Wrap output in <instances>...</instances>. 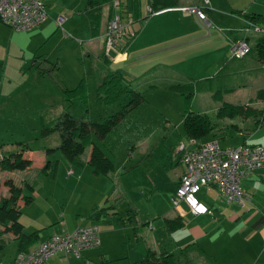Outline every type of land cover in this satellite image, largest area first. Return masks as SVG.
I'll use <instances>...</instances> for the list:
<instances>
[{
  "label": "rangeland",
  "instance_id": "obj_1",
  "mask_svg": "<svg viewBox=\"0 0 264 264\" xmlns=\"http://www.w3.org/2000/svg\"><path fill=\"white\" fill-rule=\"evenodd\" d=\"M183 1L180 0L179 3L184 5ZM213 1L215 3L213 13L222 21L224 27L232 28L235 33L242 36L247 35L250 44L262 34L252 30L246 32L245 27L248 23L242 14L264 16V0ZM84 2L85 0H53L52 4H47V8L52 7L53 11L47 13L48 16L42 23L28 30L18 31L0 24L3 27L0 36V154L4 150L18 152L24 144L35 139L45 146L57 147L61 142L58 132L45 137L40 135L43 115L47 119V117H60L68 112L76 121L85 120L89 123L91 120H99L102 116L115 112L125 102L121 100L105 107L96 96V86L105 70L111 66H103L95 55L88 52L86 43L89 39V27L83 14ZM107 9H103L101 26L105 25ZM233 10L241 12V16ZM184 11L188 12L186 9ZM189 12L195 14L192 11ZM183 17L186 18V14ZM49 20L57 25V33L46 42L43 41L40 46L35 45L27 38V31ZM139 23L138 21L130 23L129 33H132L134 25ZM258 24L262 25V23ZM207 30L217 35V42L214 44L208 41L196 49L192 48L194 50L191 53H199L195 55L197 59L202 56V60L206 59L204 63L209 65L212 61L218 60L216 53L229 55L231 52L228 48L230 44L226 33L214 32L209 25ZM35 50L36 53H33ZM202 53L208 54L205 56L201 55ZM34 54L41 56L38 60L47 67L52 61L57 60L59 65L57 71L69 88L75 87L83 79L86 85L87 104H83L79 96L72 98L70 102L64 101L62 90L55 80L43 78L38 73L39 69L31 66ZM181 55L183 57V54ZM45 59L48 63L44 62ZM243 61L248 68L228 76L226 85L234 89L232 92L224 93L220 101L213 99L210 92H194L187 97V88L180 91L168 88L169 77L173 78L175 83L181 84H186L187 81L193 82L188 76L195 80L204 79L205 77H195L197 71L192 65L185 66L186 72L189 73L182 71L179 67H173L181 74L175 71L170 72L168 68L154 67L153 69L156 68L154 73L158 72L160 76H167V79L162 81L152 79L153 73L146 72V69L150 67V61L142 59L140 63L126 68L131 86L143 95V101L132 110H128L115 129L103 138L108 155L114 163L112 177L121 180L118 186L123 187L125 196L120 198L117 193L114 197L111 195L112 200L106 204H114L123 216H126V210L131 207L134 214V230H129L130 238L124 246L120 237L122 231L121 233L113 231L109 239V248L112 250L108 255L113 252L114 256L120 254L122 257L117 255L114 259L103 261L99 256V249H95L92 250L96 252L95 260L87 262L81 257L83 264H135V260L142 258L147 247L174 251L177 255L176 264H185V260L180 255V248L194 242L196 243L191 244L192 249L189 248L187 252L193 264H210V262L214 263V260H217V264H264V234L259 233L247 239L248 230H240L244 226L243 220H232L225 211L223 212L222 204L227 202L217 192L216 187L209 185L201 187L197 197L202 196L208 202H212L214 212L217 211L215 216L221 219L223 212L224 219L216 222L212 217L193 221L184 217L185 226L172 231L170 236L167 235L164 227L165 214L176 209L167 191L172 185L171 179L175 172L183 167V164L179 163L180 157L176 155V150L181 144L189 146L190 143L183 128V115L188 112L206 113L215 123L214 133L223 129L228 123L229 126L223 129L224 136L218 139L221 146H227L240 142L242 134H238V130L231 125L239 124L240 117H217V109L222 102L250 103L256 108L264 106V102L254 100L257 89L264 87V73L260 70L262 68L264 71V66L252 59L250 55L244 57ZM122 65V63L113 64L112 68ZM190 73L195 75L192 76ZM247 120L248 123H253L252 118ZM259 128H256L257 132L254 135L257 138L264 137V125L261 129ZM89 150L90 147L87 146L81 155V166L71 165L59 150L51 154L49 156L51 160L59 161L56 178L49 174L40 175V169L46 158L42 150L24 151V157L31 159L30 166L25 169L0 170V196L8 195V187L5 183L7 179H12L14 184L22 187L25 195L33 196L30 204L20 201V220L26 233L33 231L35 228L33 226H37L34 218L44 220L46 217L50 218L51 221L48 224L53 222V225L58 227L60 222L57 220L61 219L63 214L67 220L75 222L73 217L75 210L78 208L83 210L89 206L87 201L95 197L104 186L102 180H95V182L92 180L94 176H91V168L86 162ZM69 169H73L74 173H69ZM101 177L95 178L102 179ZM26 183L34 190L31 191ZM118 193H120L119 190ZM106 197L107 195L98 197L96 199L98 204L105 202ZM260 198L264 204V198ZM239 207L241 208L240 205ZM241 209L244 210L237 207L239 215H248L247 202ZM261 212L264 213V210L262 209ZM97 224L100 228L122 227L121 223L113 220L109 224L104 221ZM197 226L206 231L205 236L195 238L194 227ZM1 238L5 246L0 251V264H7L17 251V242L11 233H4ZM199 245L214 250L209 252H216L215 249L221 245L226 249L225 253L227 249L230 250L227 255L209 253V255L214 254L213 257L202 254ZM125 253H128L127 257ZM233 254L238 257V261L235 259L236 263L230 260Z\"/></svg>",
  "mask_w": 264,
  "mask_h": 264
},
{
  "label": "crops",
  "instance_id": "obj_2",
  "mask_svg": "<svg viewBox=\"0 0 264 264\" xmlns=\"http://www.w3.org/2000/svg\"><path fill=\"white\" fill-rule=\"evenodd\" d=\"M52 1L53 0H44L45 9L47 13L53 11L52 7L49 9L47 8V4H52ZM120 1H121V9L123 12V20L126 22V25H127L125 29L126 35L120 39L118 46L115 48V50L111 52V57H109L110 59L109 62L105 61V58L103 57L104 55L103 50H104V34L106 31V26L108 22L107 20L109 18L110 9L112 10L110 4L104 7V8H108L105 25L101 26V23H100L99 31L96 34L94 35L91 34V28L87 20L88 27H89V30H88L89 39L86 43L89 49L88 52H90L92 55H95L98 61H100L101 64H103V66L104 65L111 66L107 70H105V73H103V75L101 76L102 78L111 70L121 68L124 72L125 81L131 86V83H130L131 80L129 79L128 71L126 70V68L127 67L131 68L136 63H140L142 59L150 61L151 63L150 67L146 69V72L147 71L148 73L152 72L153 73L152 79L156 81H162V79L164 80L167 79V76H160L158 72L154 73L156 71V68L158 67L168 68L170 72L172 71L178 72V69H175L173 67H179L180 69H182V71L186 72L185 66L188 67L192 65V67L197 71L196 72L197 74L195 76L197 78H201V77L210 78L214 76L221 68H224V69L227 68L231 74L235 72H243L244 70L248 68V65L245 63V61H243L244 57H246L247 55H245L242 58H234L231 52L234 42L240 39L242 35L235 33L232 28L224 27V24L222 23V21H220L216 17V15H214L213 12H215L214 11L215 3L213 0H209L208 5H207V8L210 9L211 15H212V17H209V15L207 14L209 21H210L209 24L203 23L195 14L189 11L188 12L184 11L185 7L201 6L202 5L201 0H184L183 1L184 5H181L179 3L180 0H168L166 1L165 4L160 3L157 0L156 2L157 7L155 9L152 8L154 12L151 14L147 12L146 5L151 6V3H153V0H120ZM184 14H186L187 16L186 18L183 17ZM102 17H103V12H102ZM135 21H138L140 23L137 25L136 24L134 25V28H133L134 30L132 32L134 33V35L132 36L131 39H129L127 36L129 34H132V33H129L130 32L129 24ZM101 22H102V18H101ZM0 24H3V23L0 21ZM208 25H209V28H212L214 30V32L221 31V32L226 33V36L230 44L228 48L231 52L229 53V55H226L227 53H222V55L220 53H216L218 55V60L212 61V63H210L209 65L204 63L206 59L202 60L201 59L202 56H199L197 59L195 55L199 53H191V51L194 50L192 48L196 49L197 47L204 45L208 41H212L213 43L217 42V39H218L217 35L213 34V32L212 33L208 32L207 30ZM57 31H58L57 25H55V23L52 20H49L45 24L40 25L39 27L34 28L30 31H27V38L33 41L35 45L39 44L40 46L43 43V41L46 42L47 40H49V38L51 39L53 37V34L57 33ZM2 32H3V27L0 25V36ZM124 42L125 44H123ZM33 53H36V50ZM181 54H183V57ZM207 54L208 53H202L201 55L207 56ZM35 57L37 58L34 59ZM40 57L34 54L31 59L32 60L31 66H36L39 69L38 73L40 71H43L45 73L42 75L43 78L54 79L53 75L55 73L59 75L57 71L59 68L57 60L52 61L51 65L47 67L43 63H40V60H38V58ZM209 60H212V59H209ZM44 62L48 63L46 59ZM120 63H122L123 65L116 67L114 69L112 68L113 64L119 65ZM54 65H56V67ZM154 67L156 68L153 69ZM260 70L264 73L262 68H260ZM186 73H189V72H186ZM207 73H211V74H207ZM191 75L193 76L195 74H191ZM202 75H205V76H202ZM188 78L195 80V78H192L189 76ZM60 79L62 81V84L66 86L67 88H69L64 83L61 77ZM181 80H184V79H181ZM167 81H169L168 86L175 83L173 78L171 77H169ZM170 81H173V82L170 83ZM63 96H64V93H63ZM238 120L240 122L239 124L236 123V124H231V125L233 126V128L238 130L237 131L238 134H242L240 142L236 144H232V145L221 146L218 139L224 136L223 129L229 126L228 123H226V126L223 129H220L219 131L214 133L213 134L214 136L209 135L206 140L211 139V138H216L221 147L236 146L239 144L264 145V137L261 136L257 138L254 135L257 132V129L250 130V127L252 124L248 123L247 118L243 119L240 117ZM262 127L263 126H261V128ZM195 147H197V143H191V142L189 143V146H186L187 149H193ZM182 153L183 151L179 152V148L176 150V155L178 154L180 158H181ZM180 158H179V163H181ZM87 160H88V157L86 158V162ZM184 170H185V167L183 164V167H181V169L175 172V175L171 179L173 180L172 185L169 188V191H167L170 197L174 193L180 181V178L182 174L184 173ZM69 171L74 173L73 169H69ZM81 173L83 174L84 171L82 170ZM112 173L113 172H111L108 175H95L93 172H91V176H94L92 179L94 180L93 182H95V180H102V183L104 184V186L99 190V192L95 195V197H91L87 201L89 202V206L85 207L83 210L79 208L78 210L77 209L75 210L76 212L74 213V216H73L75 219V222H72L71 220H67V218H65V214H63L64 216H62L61 219L57 220L60 222L58 227H55L53 225L54 224L53 222L51 224H48L51 221L50 218L46 217L45 220L40 219V218H34L35 225L37 226H33V228L35 227L34 230H39L38 241L35 242L34 246L40 242H43L44 240H46L53 234H63L66 232H71L76 227L86 226V225H96L97 222H100V221H104V223L109 224L113 220L117 223H121L122 227H109L108 226V227L100 228L97 224L96 226L98 228V236H99V233L101 232V235L99 236V239H100L99 246L83 250L79 257H75L72 254H65L63 252H57L53 254L47 260L45 264H83V261H81V257L85 261L91 262L92 260L93 261L95 260L96 252H92V250H95V249H99V256L101 260L103 261L114 259L117 255L120 256V254H117L114 256L113 252L111 253V255H108V253L112 250V248H109V244H108L109 239H111L113 231H118L120 233L122 231V235L120 236L122 238L121 243L123 244V246L126 245L127 240H129L130 238L129 230L130 229L134 230V225H133L134 214H133V210L131 207L126 210L127 211L126 216H123V214L119 212L117 208H115L114 204L112 203L106 204L108 201L112 200V197H114L116 193L118 194V197L125 198L123 187L120 188V186H118L121 180L119 178H113ZM99 176H102L101 177L102 179L95 178V177L99 178ZM79 178H80V174L78 175L77 179L79 180ZM80 181H77V182H80ZM209 186L214 187L213 185H209ZM241 187L249 194V198L246 201L248 208H249L248 215L247 214H245L244 216L239 215L237 207L240 210H244V209H241L242 207L240 208L239 205L235 202H227V201L226 202L228 204L227 203L222 204L224 206L223 212L225 211L229 215L228 217H230L232 220H239V221L243 220L244 226H242L240 230L241 231L248 230L246 234V238L251 239V237L258 235L259 233L264 234V213L261 212L262 209L264 210V204L262 202V199L260 198V197L264 198V168H257L251 171L245 177H243L241 179ZM118 190L120 193H118ZM103 195H107L105 202H103L102 204H98V201L96 199L98 197L101 198ZM198 199L201 202H203L209 209H211L212 212L207 213V214L194 215L188 211L184 203L181 204V207L180 206L175 207L176 209L172 210L171 212L166 213L165 214L166 216H164V227L167 230L168 236H170L171 232L174 230H169L167 228L166 218L167 219L177 218L181 220L183 224L179 228L184 227L186 224L184 217H188L189 219L193 221H198L200 219H208V218L211 219L213 217V220H216V222H219L221 221V219L225 218L223 212H222L223 217L221 219H218L217 216H215L217 211L214 212V206L212 202L210 201L208 202L205 198H202V196ZM95 209H103V211L101 212L102 213L101 217L98 220L90 218V216L94 213ZM129 210H131L130 218H128ZM194 229H195L194 234L196 235L195 238L197 237L201 238L206 235V231H204L200 227L197 226V227H194ZM194 243L187 244L184 247L180 248V255H182L183 259L185 260V264H193L187 252L189 251V248L192 249L191 244H194ZM148 250H150L156 256H158L162 252H171L175 254L174 251H170L167 249L159 250V248L155 249L152 247H147L145 248L144 255L146 254ZM199 250L202 254H205V255L207 254L208 256L214 257V254L216 253L227 255L228 250L230 249H227L225 253L224 251L226 249L222 247L221 245L215 249L216 252H209V251H214V250L207 249L204 245H201V246L199 245ZM209 253H214V254L209 255ZM15 254H13L11 260L7 264H13V259H14ZM144 255L142 256V258L144 257ZM125 256L127 257L128 253H125ZM175 256L177 255L175 254ZM231 256L232 257L230 258V260L236 263V261H238L237 259L238 257L235 254ZM142 258H140V260ZM140 260H135L134 263L136 264V262ZM210 264H217V260H214V263L210 262Z\"/></svg>",
  "mask_w": 264,
  "mask_h": 264
},
{
  "label": "trees",
  "instance_id": "obj_3",
  "mask_svg": "<svg viewBox=\"0 0 264 264\" xmlns=\"http://www.w3.org/2000/svg\"><path fill=\"white\" fill-rule=\"evenodd\" d=\"M115 0H85L83 12L87 17L91 28V34L94 35L99 31L103 8L106 5L111 6L109 18L114 13H118L123 23V12L121 9V1L118 0V5L114 6ZM160 3L165 4L168 0H158ZM157 0L147 5L151 8L147 11L149 14L153 13ZM153 8V9H152ZM206 14L212 17L209 8H205ZM236 14L241 16V12L233 10ZM207 15V16H208ZM243 18L247 22L255 25H260L264 28V16L251 13H243ZM108 18V19H109ZM126 35V34H125ZM134 33L129 34L127 37L132 38ZM246 40L249 42L248 36ZM250 44V43H249ZM247 55L259 64L264 66V33L255 38L254 42L250 44V51ZM106 62L110 59L103 55ZM235 58V57H234ZM54 64V62H53ZM56 67V65H54ZM225 71V72H224ZM42 76L45 74L40 71ZM225 74V75H224ZM227 68H221L214 76L210 78L193 80V82H186V84L174 83L168 86L169 89L180 91L187 88V97H190L194 92H210L211 97L215 100H221L224 93L232 92L234 87L226 85V80L230 76ZM232 73L231 75H233ZM55 82L60 86L64 93V101L70 102L72 98L79 96L83 104H87L86 85L83 79L72 88H67L62 84V81L57 73L53 75ZM96 96L100 102L105 106L118 103L125 100L120 108L115 112L102 116L99 120H91L89 123L85 120L76 121L68 112L63 116L45 119L43 115L41 118V137L48 136L53 132H58L61 137V142L57 147H48L39 143L36 139L24 146L18 152L2 151L0 154V170H21L25 169L31 164V159L24 157V151H37L42 150L45 153L46 159L40 169V175L49 174L56 178V171L59 161L51 160L49 156L56 150H59L63 157L71 165L81 166V155L87 146L90 147L87 164L90 166L95 175H108L114 171V163L112 158L108 155L106 146L103 143V138L107 133L113 131L115 127L122 120L128 110H132L143 101V95L132 88L124 77V72L121 68L111 70L108 72L96 86ZM254 100L264 102V87L257 89ZM87 111V110H86ZM217 117L235 116L243 119L252 118L253 123L250 130H255L264 125V106L256 108L250 103L235 104L229 102H222L217 109ZM183 128L189 139L194 140L197 146L208 138L209 135L214 134L215 123L211 120L210 116L206 113L188 112L183 115ZM201 141V142H199ZM8 187V195L0 196V251L4 248L5 243L1 236L4 233H11L14 240L17 242V252L26 251L35 242L38 241L39 230L26 233L24 225L20 220L21 209L20 201L25 204H30L33 201L32 194H24L23 188L14 184L12 179L5 181ZM27 187L33 191V187L27 184ZM103 209H95L94 213L90 216L91 219L98 220L101 217ZM131 210L128 211V218L131 216ZM183 222L177 218L167 219L166 225L169 230H175L181 227ZM177 256L171 252H162L158 256L153 254L150 250L146 252L144 257L136 262V264H176Z\"/></svg>",
  "mask_w": 264,
  "mask_h": 264
},
{
  "label": "built area",
  "instance_id": "obj_4",
  "mask_svg": "<svg viewBox=\"0 0 264 264\" xmlns=\"http://www.w3.org/2000/svg\"><path fill=\"white\" fill-rule=\"evenodd\" d=\"M201 6L185 7L192 11L205 24L209 18L205 12L209 0H201ZM118 5V0L113 2ZM146 10L151 8L146 5ZM44 0H0V21L14 30H28L39 25L47 18ZM245 31L264 33V28L247 22ZM126 24L114 13L108 20L104 34V55L111 57V52L125 36ZM247 35L236 40L232 46V56L242 58L250 51ZM191 143H196L190 139ZM183 151L180 161L185 170L170 199L174 207L181 203L194 215L211 213L201 202L197 193L203 186L213 185L227 202H235L241 207L245 205L249 194L241 187V179L257 168H264V145L239 144L221 147L216 138L201 142L193 149L184 144L179 146ZM69 173H72L69 171ZM100 244L96 225L76 227L71 232L53 234L43 242L26 251H18L13 264H45L57 252L79 257L81 252Z\"/></svg>",
  "mask_w": 264,
  "mask_h": 264
}]
</instances>
